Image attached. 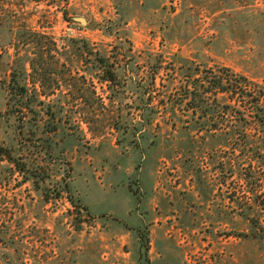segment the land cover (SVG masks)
<instances>
[{
  "label": "rangeland",
  "instance_id": "374dc122",
  "mask_svg": "<svg viewBox=\"0 0 264 264\" xmlns=\"http://www.w3.org/2000/svg\"><path fill=\"white\" fill-rule=\"evenodd\" d=\"M222 68L264 101V0H0V264H264L251 101L178 98Z\"/></svg>",
  "mask_w": 264,
  "mask_h": 264
},
{
  "label": "trees",
  "instance_id": "16d2710c",
  "mask_svg": "<svg viewBox=\"0 0 264 264\" xmlns=\"http://www.w3.org/2000/svg\"><path fill=\"white\" fill-rule=\"evenodd\" d=\"M85 50L89 53L88 47H85ZM98 58L100 68L103 69L104 72V81L110 83L116 82L118 77L116 65H108L106 59L102 57ZM186 78L187 83L183 86L181 94H178V98L181 104H183V101L187 102L186 106L191 108L194 112H202V117L200 118V125H202V128H207L208 132L216 130V123L214 119H212L213 115L220 113L223 115L222 117L227 116L229 107L218 105V103L221 100L220 98L229 95L231 98H233V96H238L241 99L248 98L251 101L253 107L245 110H250V112L248 111L250 119L253 120L252 122H254L255 125L260 126L261 133L264 134V101H262L261 93H257L251 89L254 83H249L245 79V86H243L238 75L231 74V72L225 68L219 69L216 73L210 72L200 74L199 71H196L194 76L189 75ZM247 84H249L250 87ZM18 89L20 91L17 95L23 97L26 93V89L21 86H18ZM176 97L177 96L174 95L173 98L175 99ZM175 104L181 105L180 103H174V105ZM218 106H220V108L222 107L220 111H217L219 108ZM239 116H243L241 117L243 118L241 121L246 123L243 113L240 112ZM262 143L264 145V136ZM21 172L24 171L22 170ZM28 174H30V172H28ZM74 207L79 208L78 205H74Z\"/></svg>",
  "mask_w": 264,
  "mask_h": 264
},
{
  "label": "water",
  "instance_id": "95a60500",
  "mask_svg": "<svg viewBox=\"0 0 264 264\" xmlns=\"http://www.w3.org/2000/svg\"><path fill=\"white\" fill-rule=\"evenodd\" d=\"M74 20L81 23V24H86V20L83 18H74Z\"/></svg>",
  "mask_w": 264,
  "mask_h": 264
}]
</instances>
